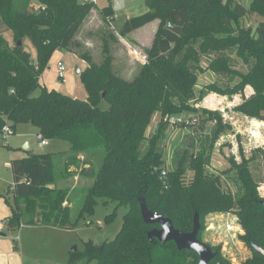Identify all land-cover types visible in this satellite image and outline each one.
Masks as SVG:
<instances>
[{"label": "trees", "instance_id": "trees-1", "mask_svg": "<svg viewBox=\"0 0 264 264\" xmlns=\"http://www.w3.org/2000/svg\"><path fill=\"white\" fill-rule=\"evenodd\" d=\"M95 6L78 0H0V132L6 121L13 130L31 123L45 139L68 141L70 150L60 153L61 177L66 181L79 176L90 184L74 216L70 189L59 186L52 154L11 159L9 193L14 202L2 195L11 208L9 229L21 223L75 229L103 199L127 208L120 231L101 245L88 241L84 251L71 250L69 264H199L196 252L149 239L156 225L145 223L141 203L171 218L183 231L192 230L198 212L201 241L207 215L233 212L244 229L240 238L252 250L243 264H263L264 256L253 248H264V196L253 162L264 160V150L247 156L241 145V160L232 156L229 168L211 172L216 142L232 125L218 110L192 103L209 91L239 94L234 109L264 121V0H251L248 7L237 0H153L147 12L126 20L120 34L154 21L172 22L182 31L161 27L147 63L131 80L115 71L107 38L100 62L79 51L77 34ZM101 12L105 20L115 14L111 4ZM253 15L262 18L255 28L242 21ZM24 38L31 39L35 59L18 44ZM59 50L72 51L87 62L79 74L86 99L41 85V74ZM203 58L208 70L226 78L224 86L212 82L196 90ZM38 88L40 93L34 95ZM184 112L198 115L196 121L191 116L180 124L195 136L175 147L169 167L165 118ZM155 113L160 119L148 133ZM210 246L218 252L211 264H232L219 248Z\"/></svg>", "mask_w": 264, "mask_h": 264}, {"label": "rangeland", "instance_id": "rangeland-1", "mask_svg": "<svg viewBox=\"0 0 264 264\" xmlns=\"http://www.w3.org/2000/svg\"><path fill=\"white\" fill-rule=\"evenodd\" d=\"M85 2V0H78ZM149 0H98L96 6L101 15V9L109 4L113 7L115 14L112 20L113 28L108 26L106 20L102 17L95 18L90 13L85 18L82 27L77 34V40L82 42L80 52H89L95 62H100L105 58L104 54V38H107L111 46V52L114 56V69L127 80L133 77L140 71L148 61V50L151 48L158 30L162 27L165 28L167 22H152L139 30L129 32L126 36L120 34V29L128 18L141 15L149 10ZM244 6L248 7L251 0H237ZM92 8L91 10H93ZM262 18L259 15L247 16L242 21L246 25L256 27ZM1 27V26H0ZM114 35L113 39L111 35ZM8 40H12L10 31L4 32ZM23 45L25 50L31 53L33 59L36 57L35 47L29 38H24ZM162 50L164 51L165 49ZM56 54L57 58H61L66 66L67 72L64 80L59 79L58 75L47 71L45 69L44 76L40 80L41 85H44V80L48 83H55L58 85L56 88L59 91L67 92L70 96L86 99L87 91L81 82L79 74L76 72L77 67L80 72L87 67V62L76 57L72 51L59 50ZM203 72H199L198 84L196 90L202 89L205 85L212 82L224 86L226 78L218 76L211 70L207 69L208 62L206 58L202 60ZM43 71V72H44ZM42 75V74H41ZM52 87V84H49ZM54 87V86H53ZM52 89V88H51ZM41 89L38 88L34 95H38ZM248 94L250 90L247 89ZM240 100L239 94L230 96L228 94L218 93L216 91H209L202 100L194 101V106L201 108L207 107L213 110H218L223 115L226 122L231 123L232 128L226 129L221 134L220 139L216 142L213 150L211 164L209 170L214 173L222 172L231 166L230 158L236 156L241 160L240 146L247 156H252L258 150H264V121L258 118L245 116L237 112L234 107L237 101ZM160 114L155 113L153 121L149 126L148 133H150L156 126ZM198 115L194 113L184 112L178 115H171L179 119L177 124L168 122V130L165 140V160L167 165L171 166V155L175 147L180 146L184 139L194 137L195 135L188 134V129L180 126L182 120ZM203 124V123H201ZM209 126L210 123H207ZM188 135V136H186ZM239 136V137H238ZM46 145L41 144L37 129L31 123H23L17 126L13 134L6 137L0 132V193L9 197L11 202H14V194L9 193L10 184L13 182L12 170L10 167L11 158L27 157L30 154H52L53 161L56 168V177L59 181V186H67L70 189V201L73 209V215H78L82 206L85 191L90 185L86 179L80 177L64 180L61 177V152L70 150V143L65 140L47 139ZM104 153V150L102 151ZM257 176L261 178L260 191L264 196V160L259 159L253 162ZM229 187L235 188L233 183L228 184ZM116 211V212H115ZM127 208L124 206H117L113 201L104 202L99 199L95 207V212L91 216L81 218L75 229L67 230V243L64 253L67 257L70 256V251L77 248L79 251H84L86 242L90 241L95 244L101 245L105 241L113 240L123 225L124 215ZM115 212V216L107 221L106 216ZM29 226V225H27ZM6 239H10L13 244L17 245L13 237L19 234V229L9 230L4 227ZM244 233V229L239 223L238 216L233 212L224 213H211L206 216L204 221V228L202 229V240L209 245L219 248L221 254L231 261L232 264H243L245 260L252 256L251 248L240 238ZM40 244L37 248H33L34 255H40L37 264H51V258L59 253L58 246L55 245L53 249L49 246L48 240L44 234H38ZM19 239V238H18ZM16 242V243H15ZM66 243V244H67ZM39 248V249H38ZM42 248V249H41ZM63 252H60L62 255ZM43 256V257H42ZM62 264H69L63 259H58ZM54 264V263H53ZM91 264H96L92 262Z\"/></svg>", "mask_w": 264, "mask_h": 264}, {"label": "crops", "instance_id": "crops-1", "mask_svg": "<svg viewBox=\"0 0 264 264\" xmlns=\"http://www.w3.org/2000/svg\"><path fill=\"white\" fill-rule=\"evenodd\" d=\"M98 11L99 10L97 8H94L93 10H91L90 14L95 18L101 19L100 17H102L101 16L102 14L100 15ZM57 53L59 52L58 51L55 52L47 68V71H50L51 73L53 72L54 75L56 76L58 75L57 69H56V62L58 60H62L61 58L56 57ZM50 72L44 71L41 77L44 76L43 74L50 73ZM41 77H40V80H42ZM43 82H44V86H47L50 89L51 88L56 89L58 87V85L55 83H48V81L46 80H44ZM49 84H52V87H49L50 86ZM66 94L68 93L66 92ZM37 135H38V132H37ZM17 158H23V157H17ZM11 159H13V157ZM71 170H74V167H72ZM77 177L79 176H76L75 178ZM2 195L4 194L0 193V220H7L11 212V208H10L9 203L6 201L5 197ZM6 227L9 229L8 225H6ZM17 228L19 229V234L16 236V238L13 237V240L17 239L16 240L17 245L13 244V242H11L10 239L8 240L6 238H3V237H6V233L4 232V230H3V233L5 235L0 236V264H37L36 261L39 260L38 258L40 257V255H34L33 248H37V246H39L40 244V239L37 236L38 234L39 235L44 234L46 235V238L51 239V242L48 240L47 245L49 246H42V247H50L51 249H53L55 245L58 246L57 248L59 249L58 250L59 253L54 258L53 257L51 258L50 260L51 264L53 263L62 264V262L58 261V259L60 258L65 260L66 262L68 261L69 263V256L67 257L66 255L67 253H64V250H66V246L70 243V241L67 243L68 236L66 234L67 232L65 231L70 230V229H64V228L54 226V225L25 224V223H21L19 227ZM60 252L61 253L63 252V254L60 255Z\"/></svg>", "mask_w": 264, "mask_h": 264}, {"label": "water", "instance_id": "water-1", "mask_svg": "<svg viewBox=\"0 0 264 264\" xmlns=\"http://www.w3.org/2000/svg\"><path fill=\"white\" fill-rule=\"evenodd\" d=\"M153 0L148 1V5L151 6ZM167 28L173 30L177 33H181L182 28L169 22ZM19 45H22V41H18ZM77 73H80V69L77 67ZM264 206V200L261 201ZM141 213L145 223L156 225L148 232V237L150 240L157 239L161 244H166L168 242H174L177 249L191 250L198 254L199 264H211L218 252L213 250V248L199 239V232L201 229L200 215L198 212L195 213L193 218V228L191 231H183L178 229L173 220L162 213L151 211L147 205L143 202L141 203ZM2 235H5L2 232ZM253 248L262 256H264V248L253 245ZM77 250V248H74ZM217 264H223L221 261ZM264 264V263H263Z\"/></svg>", "mask_w": 264, "mask_h": 264}, {"label": "built area", "instance_id": "built-area-1", "mask_svg": "<svg viewBox=\"0 0 264 264\" xmlns=\"http://www.w3.org/2000/svg\"><path fill=\"white\" fill-rule=\"evenodd\" d=\"M85 2L97 4L98 0H85ZM113 19H114V17H110L106 20L107 25L112 27V28H113V25H112ZM56 69H57L58 78L64 80V77H65L66 72H67V66H66L65 62L63 60H58L56 62ZM165 120L170 122L171 124H177L179 121L178 118L171 117V116H166ZM13 132H14V130H13L12 126L10 125V123L8 121H6L4 126L2 127L1 133H3L6 137H8L11 134H13ZM38 135L40 137L41 144L46 145L48 143L47 139H45L41 134H38ZM162 174L166 175L167 172L163 171ZM6 225H7V220H0V236L2 235V232H3L4 227Z\"/></svg>", "mask_w": 264, "mask_h": 264}]
</instances>
